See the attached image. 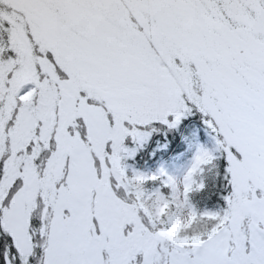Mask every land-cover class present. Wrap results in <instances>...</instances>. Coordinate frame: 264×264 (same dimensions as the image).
I'll return each mask as SVG.
<instances>
[{"label":"snow or ice","instance_id":"obj_1","mask_svg":"<svg viewBox=\"0 0 264 264\" xmlns=\"http://www.w3.org/2000/svg\"><path fill=\"white\" fill-rule=\"evenodd\" d=\"M193 108L218 211L190 202L208 151L152 192L121 166ZM179 202L205 219L170 240ZM0 264H264V0H0Z\"/></svg>","mask_w":264,"mask_h":264},{"label":"rangeland","instance_id":"obj_2","mask_svg":"<svg viewBox=\"0 0 264 264\" xmlns=\"http://www.w3.org/2000/svg\"><path fill=\"white\" fill-rule=\"evenodd\" d=\"M194 112L197 115L196 121H195L193 127H190V128H188L187 126L184 127V124L179 122L174 128H171V129L168 128L166 125H161L159 123H153L151 125H148L144 128L139 129V131H141L142 133H147V135H143V136L137 138L136 140H133L131 137L126 138L124 143H123V147H124V149H126V152H125V154L122 155V159H128L130 157H133L134 155L136 156L137 155L136 153H138V154L139 153H145L144 146H145V143L147 141V138L150 135L159 134L161 132L163 133L164 136L170 135V137L164 143L165 145L169 144V145H171V148L173 147L174 149L178 150L181 147L180 143L183 142L184 148H185L186 143L188 146L190 145L188 134H190L191 131L193 130L195 135H196V133H197V135L199 133H201L202 137H205V141L208 142L209 144L205 145L204 142H201L200 144H196L195 152L193 154L192 161L194 160L195 155L199 151H208L209 153H211L215 157L214 161L219 160L221 156L219 157L220 153L216 150V143H215L214 137L208 135L207 130H204L203 127L201 129H200V127L199 128L195 127L196 124L199 126L204 125L207 127V125L204 122L206 119H204L200 124L199 121L202 118V114L199 113L195 108H193L190 113H194ZM204 146H206V148H204ZM154 151L157 152L158 157H161L163 153L168 152V150L166 148H164V146H160V147L157 146V149H155ZM149 153H150V151H149ZM147 156H148V161L146 164H149L151 162L149 160V158L151 156L150 155H147ZM171 160H172V162L170 163L172 165L171 167L170 166L163 167L162 165H160L158 167V170L156 173L146 172V173H140V175H143L146 177L153 176V175L158 177L160 175L161 176V177L159 176L160 177V179H159L160 183H161V180H163L166 177H172L173 179H175L177 181H182L184 175L187 173V171L191 167L192 161L190 163H188L186 166H184L182 168L183 170L179 171L177 169H180V167H181V160H179L177 158H174ZM121 166L124 168L127 177L131 178L134 175L132 172H126L127 165L121 163ZM213 172H217L215 168L213 169ZM157 173H159V175H157ZM161 174H163V175H161ZM195 179H196V177H195ZM221 179L222 180L224 179V167L222 168ZM197 182H200V181L197 180ZM166 211H167V208L165 209V212ZM165 212L163 214H165ZM163 214H161V215H163ZM194 216H195L194 211H192L191 209H185L183 203L179 202V207L173 213V216L171 218V227L167 230L166 233H168L169 230L172 229L174 225H179V228H181V226H180L181 224H177V222L179 221L178 219L180 217H184V219H185V223L182 224V226L183 225L188 226L190 224V222L193 220ZM199 217L205 219V217H203V216H199Z\"/></svg>","mask_w":264,"mask_h":264},{"label":"trees","instance_id":"obj_3","mask_svg":"<svg viewBox=\"0 0 264 264\" xmlns=\"http://www.w3.org/2000/svg\"><path fill=\"white\" fill-rule=\"evenodd\" d=\"M186 115H190L192 120H193V125L196 121V113H185ZM207 119L206 117H203L200 119L201 122ZM200 122V124H201ZM199 123V122H198ZM195 127H200L199 125H195ZM201 135V134H200ZM213 137H216V133L213 131L210 134ZM155 137V138H154ZM170 136H163L162 134H157L156 136L154 135L151 140L146 142L144 146V151L145 153H139L138 155L131 157L125 162V165H127L126 172L132 171L133 169L144 171L146 169H151L154 170L157 167V164L163 160L164 157H171L174 156L175 154L179 153L178 152H173L171 150V145H165L164 143ZM189 137V143L190 147L187 145L185 148H188L189 150H192V144L197 140L201 141L200 137H197V133L191 131L190 134H188ZM165 145L167 149L169 150L166 153H163L161 157H158L157 152L154 151L155 147L158 145ZM181 147L180 150H184V144L183 142L180 143ZM150 151V153H149ZM190 151L186 153L185 158H188L190 156ZM150 155L151 157L149 160L151 161L149 164H146L148 161V156ZM221 156V154H220ZM169 159H165V163ZM226 167L225 160L221 156L219 160H216L213 162V165L207 167L204 169L203 173L199 176L196 177L198 181H203L204 182V189L199 191V192H192L190 194V202L197 211H217L224 206V202L221 199L223 195L226 194L227 192V182L225 179H221V173H222V168ZM216 169L217 172H213V169ZM144 188L147 192H152L155 191L158 188H161V183L159 180L157 181H148L145 185ZM162 191H166L162 189ZM196 213V212H195ZM173 216V215H172ZM204 220L203 218L198 217L196 214L195 219H193L190 224L187 227L181 228L177 232V236L179 237L182 232H186L189 229H194V225H199L200 221ZM198 235V233H197Z\"/></svg>","mask_w":264,"mask_h":264},{"label":"clouds","instance_id":"obj_4","mask_svg":"<svg viewBox=\"0 0 264 264\" xmlns=\"http://www.w3.org/2000/svg\"><path fill=\"white\" fill-rule=\"evenodd\" d=\"M152 207L154 214L157 216V219L159 218V215L163 214L165 212V209L167 208L166 203H161L160 201H153V204L150 205ZM179 230V225H174L172 229L169 230L168 233H166V237L170 240H176L178 238L177 232Z\"/></svg>","mask_w":264,"mask_h":264},{"label":"bare ground","instance_id":"obj_5","mask_svg":"<svg viewBox=\"0 0 264 264\" xmlns=\"http://www.w3.org/2000/svg\"><path fill=\"white\" fill-rule=\"evenodd\" d=\"M179 221L177 222V224H184L185 223V219H184V217H180L179 219H178Z\"/></svg>","mask_w":264,"mask_h":264}]
</instances>
